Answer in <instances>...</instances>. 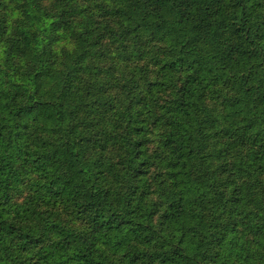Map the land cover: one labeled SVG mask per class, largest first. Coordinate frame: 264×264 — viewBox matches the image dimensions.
I'll return each mask as SVG.
<instances>
[{"label":"trees","instance_id":"obj_1","mask_svg":"<svg viewBox=\"0 0 264 264\" xmlns=\"http://www.w3.org/2000/svg\"><path fill=\"white\" fill-rule=\"evenodd\" d=\"M0 264H264V0H0Z\"/></svg>","mask_w":264,"mask_h":264}]
</instances>
